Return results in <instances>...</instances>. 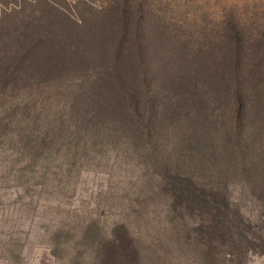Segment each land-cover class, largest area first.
<instances>
[{"label":"rangeland","instance_id":"obj_1","mask_svg":"<svg viewBox=\"0 0 264 264\" xmlns=\"http://www.w3.org/2000/svg\"><path fill=\"white\" fill-rule=\"evenodd\" d=\"M138 4L0 0V33L37 47L49 36L56 46L50 51L69 56L63 69L43 70L37 50L13 90L0 93V264H96L98 250L123 229L138 264H264V251L226 263L203 258L181 212L173 211L167 182L186 177L187 168L222 166L200 162V153L230 151L236 127L247 147L264 142V61L241 59L244 113L236 122L228 44L219 59L210 37L206 53L191 52L161 26L167 15L145 11L139 36L129 37L118 57L120 28L133 31ZM197 6L204 11L198 24L215 16L209 5ZM79 8L88 11L83 18ZM57 11L72 13L75 23ZM136 46L141 53L131 51ZM223 172L214 182L228 185L264 237V192Z\"/></svg>","mask_w":264,"mask_h":264},{"label":"trees","instance_id":"obj_2","mask_svg":"<svg viewBox=\"0 0 264 264\" xmlns=\"http://www.w3.org/2000/svg\"><path fill=\"white\" fill-rule=\"evenodd\" d=\"M110 1L112 4L118 1L128 4V0ZM197 1L209 5L215 11V16L207 22L204 21V25L198 24L196 18L200 11L204 12L201 6L198 8ZM137 6L139 13L135 14L133 31L127 27L122 30L120 28V43L115 48L118 57L125 47V43L130 39L129 37L139 36L145 11L162 13L164 18L167 15L161 26L170 28L167 30L168 34L182 40L183 47L190 49L191 52L206 53L207 50L203 49L204 41L212 38L215 40V44L218 43V51L214 57L219 59L223 54V43L228 44L230 67L233 73L231 84L234 86L232 98L236 106L233 116L236 122H241L244 102L237 76L241 70L240 65L243 57L252 55L257 61L256 65L264 61V43H262L264 42V0H139ZM51 8L53 9L54 6ZM79 11L81 13L78 15L82 18L85 16L83 13L88 12L81 8ZM60 14L67 24L75 23L72 13L61 11ZM89 14L94 15L93 10ZM217 26L222 29L226 27L227 32L209 30ZM247 26L253 28L245 33ZM78 27L84 28V26ZM71 28L73 26L67 28L70 39L73 33H70ZM33 35L34 32H30L25 37L33 38ZM25 41L19 36H13L9 30L0 33V93L13 90L10 87H14L22 78V74L27 72L26 68L29 67V63L26 62L27 56L35 57L34 52L37 50L39 64L43 70L48 67L57 70L63 69L69 62L66 50L50 51V47L56 48V46H51L52 41L49 36H43L38 41V47ZM194 43H198V45ZM132 50L142 52L139 46ZM208 52L210 53L211 50ZM39 54L44 56H39ZM139 94L141 95V93ZM116 96L121 100L128 99L120 92H117ZM143 96L146 98L145 95ZM146 100L145 103L149 102ZM97 107L95 108L100 111L101 107ZM134 112L138 115L136 109ZM237 128H235L236 133L229 139L230 151H226L223 155L207 151L200 153L202 157H200V162L203 160L206 164L212 161L225 162L222 165L224 167L220 163L217 167L202 165L199 169L191 168L190 170L187 168V173L184 170L186 177H183V174L182 177L179 174L167 177L173 211L181 212V217L186 221L187 238L202 246L200 254L203 258L212 261L221 259L223 263L243 258L247 253L264 251V237L261 235L259 226L252 224L242 215L244 213L229 194V187L226 183L217 184L214 182L215 178L224 176L223 170H229L230 174L239 176L246 186L249 185L252 191L258 190L261 195L264 192V142L259 141L260 144L256 142L251 147H247V140L243 138L241 131H237ZM224 143L227 144V141ZM192 151L190 150V152ZM190 152L186 155L188 161L191 160ZM189 172L195 176L198 175L197 178H192L188 174ZM189 221H193V224L190 225ZM95 258L96 264H138L139 262V254L134 247L133 238L126 229L114 234L113 239L98 250Z\"/></svg>","mask_w":264,"mask_h":264}]
</instances>
